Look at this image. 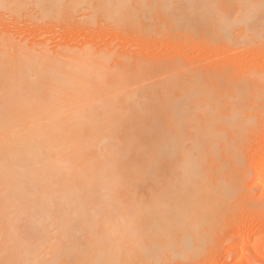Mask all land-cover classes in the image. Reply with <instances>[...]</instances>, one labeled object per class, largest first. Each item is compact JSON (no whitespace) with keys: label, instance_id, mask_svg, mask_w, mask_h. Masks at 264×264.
I'll return each instance as SVG.
<instances>
[{"label":"bare ground","instance_id":"obj_1","mask_svg":"<svg viewBox=\"0 0 264 264\" xmlns=\"http://www.w3.org/2000/svg\"><path fill=\"white\" fill-rule=\"evenodd\" d=\"M216 1L0 0V11L41 28L120 11L130 29L146 12L184 32L251 29L241 24L251 11L231 18L208 5ZM22 37L0 35V264H141L144 237L153 250L167 240L172 254L195 252L240 192L249 168L235 141L254 116H222L178 74L166 87L79 78L97 59L87 47ZM173 87L183 94L168 95ZM252 165L263 178L264 161Z\"/></svg>","mask_w":264,"mask_h":264},{"label":"rangeland","instance_id":"obj_2","mask_svg":"<svg viewBox=\"0 0 264 264\" xmlns=\"http://www.w3.org/2000/svg\"><path fill=\"white\" fill-rule=\"evenodd\" d=\"M208 5L217 8L218 13H229L231 18L239 8L251 11L253 19L241 22L251 29L237 25L228 32L217 33L193 23L185 25L184 32L148 12V16H153L151 19L143 18L130 29L127 22L120 27L125 19L124 15L117 16L120 11L111 19L93 16L70 26L41 28L7 19L3 9L0 11V35L9 32L31 43L51 40L52 47L68 46L76 53L87 47L97 59L83 65L81 72L87 75L77 74L79 78L105 83L149 81L166 87L172 85L171 77L178 74L185 82L196 83L204 104L208 103L222 116L234 111L254 116L235 141L247 161L248 176H240V192L210 230L212 237L206 235L199 248L188 257L172 254L167 240H156L153 250L147 238H141L138 248L141 264L153 261L160 264H264V177L255 178L252 172L253 161L255 164L264 161V151H261L264 147V4L242 6L217 0ZM142 25L146 27L135 31ZM167 92L170 96L183 94L179 87ZM185 95L188 96L186 87ZM257 114L263 117L257 118ZM138 194L147 196L149 193ZM125 209L133 211L131 206ZM135 211L143 215L147 208L136 206Z\"/></svg>","mask_w":264,"mask_h":264}]
</instances>
